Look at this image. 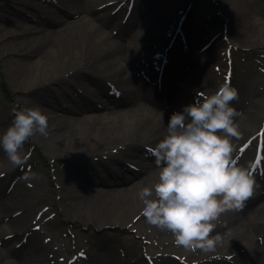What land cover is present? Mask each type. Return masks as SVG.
Returning a JSON list of instances; mask_svg holds the SVG:
<instances>
[{
    "label": "rangeland",
    "instance_id": "1",
    "mask_svg": "<svg viewBox=\"0 0 264 264\" xmlns=\"http://www.w3.org/2000/svg\"><path fill=\"white\" fill-rule=\"evenodd\" d=\"M91 1H85L84 4L93 6ZM123 1L119 0L118 4L121 5ZM134 1L133 18L130 21L131 23L135 21V27L138 25L137 34L142 38L144 36L142 27L146 24L149 25V17L154 13V10L156 11L154 7H156L158 0ZM256 1L183 0V8L169 21L170 28L164 31L165 34L167 32L168 38L151 49V55L157 59V62L160 59L165 61L169 56L174 60L166 69L165 81L157 89L156 87L152 88V81L156 79L154 76L151 75L149 80H152L149 81L143 77L139 70L132 69L130 70L131 75L140 74L142 76L140 77L142 80L132 79V87L138 89L144 86L146 88L151 87L152 97L156 95L167 99V103L174 106L171 104L172 97L166 98V95H164L174 85L178 88L180 95L189 100L188 104L194 103L195 91L191 92L192 88L190 89L186 78L190 68L194 67V70H196L194 65L200 60H207L208 69L219 76L217 78L218 82H215L216 84L210 95L214 94L230 78L231 86L238 91V99L232 102V106L241 115L244 114V111L238 107L241 100L247 105L255 107L258 104L262 107L261 119L254 128L255 133L246 136L244 138L246 139L245 143L243 142L242 146L246 145L251 137L253 138L256 135L261 137L260 133L264 131V22L262 17L256 18L255 16H257V12L263 10L264 0H262L263 3H257ZM38 3L37 1L36 6H38ZM125 4H127V1ZM252 9L253 11H251ZM113 10L109 4H105L104 7H100L98 12L104 16V19H108L112 16ZM83 14L88 18H93V20L96 15V13L91 12ZM28 16L29 19L26 20L15 17L1 22L0 35L4 37L5 34L19 30L22 23L26 27V35L28 31H31L32 35L35 36L34 31L40 26L42 30L47 28V32L50 33L49 37L53 41H60L66 37V33L60 30L58 24L49 25L48 22L43 21L41 23L33 19L40 16L35 9H32ZM122 19L120 18L119 21ZM15 20H19L21 23ZM94 23L95 26L100 25L102 27L104 30L103 35L106 33L113 36L118 34V29L114 27L113 23L106 24V21L102 23L100 19H97ZM244 23H249L255 29V32L251 37H245L248 34L246 32L245 35H241L236 40V37H232V34L234 36ZM20 31L23 32V29L21 28ZM25 34L19 35L18 38H10V41H14L11 46L13 48L11 51L15 52L14 55L10 53V48H7L8 45L1 43L0 40V136L11 125L15 110L24 107L42 108V106H45V111L49 114L53 113L51 104L58 106L56 103L59 102L60 98L66 100L59 92L52 91L56 89V84L53 81L46 80L39 85L31 86L32 79L27 78L25 75V66L28 62L24 59L23 53L18 50L19 44L16 42L24 40ZM29 35L32 37L30 32ZM118 41H120V38ZM168 46L172 47L170 52ZM167 50L169 54H165ZM136 55L132 54L131 59ZM202 55H205L203 59H201ZM127 59L123 57L118 61L124 62ZM177 67L179 69L176 71ZM175 72L183 74L176 77ZM231 73L232 75H230ZM171 74H174L173 77H169ZM125 76L129 77L128 74ZM173 78H176V80L172 81ZM75 79L78 80L77 77ZM79 79L77 81L79 84L76 83L75 93L84 91L85 94L96 97L99 88L93 83L82 85V79ZM70 81L73 82V79ZM107 82L109 90L119 96L116 97L114 94L117 99L113 110L103 113L105 118H121L136 103H145L144 105L149 103L136 93L124 96L122 87L120 90L117 84ZM29 86H31L30 89H28ZM99 98L98 100L104 99ZM66 101L64 103H68ZM185 102L182 101L181 103L185 105ZM98 110L103 112L104 109ZM155 110L157 113L153 115L157 119L164 118L169 114L164 108L160 111L158 107H155ZM239 117L240 115L236 118V123L239 122ZM56 132L48 128L47 136L37 134L31 137L23 149L27 154V159L19 166L11 164L3 148L0 147V173H5L0 179V199H8L11 196L15 198V202L20 199L22 203L16 208L18 214L26 210V212L30 211L28 219L31 220L33 217L34 219L37 217L39 223L37 229L40 230L46 240L52 241L54 247L57 248V252L54 253L57 262L60 261L61 264H204V262H201L204 259L199 253H190L188 250L178 247L173 239L171 241H153L154 236L151 229L122 224L116 214H107L108 217H95V207H86L82 202V198H86L85 190L77 186L72 187V183H68L70 175L82 180L84 177L81 174L85 172L88 174L93 173V171H101L107 166L111 169L119 166L122 168L121 174L127 179L124 184L119 183L103 191L111 192L114 188L124 189L127 186L130 189L132 185L136 186L142 181H147L146 176L148 174L146 170H139L133 176H131V172H127L132 161H134V159H131V151L119 155V160L109 161L107 166L103 164L94 165L93 158L88 152L83 155H65L67 153L68 137L64 132L57 130ZM64 144L65 148L63 147ZM53 146L55 149L52 151ZM153 148V146L142 143L140 145L141 153L136 156H149ZM144 149L145 152H143ZM254 149L252 153H249L248 158H245L247 163L254 160L256 148ZM61 151L64 154H61ZM237 151L234 154L239 161H242L246 151L238 153ZM149 160L151 161V159ZM89 164L94 166H89ZM70 169L80 170L81 173L76 171L74 174ZM123 170L125 171L123 172ZM64 184L68 186L67 194H63V189H61ZM122 195L123 203L121 207L127 208L130 206V198L126 194ZM260 201L263 205L264 199H260ZM1 215L2 210H0V217ZM261 221H264V217ZM0 224L7 227L6 223L1 222ZM28 236L29 234L26 232L25 237ZM1 237L3 238V236ZM8 244L9 247H15L17 240L13 239ZM30 255H34L35 258L48 257V254L44 252L33 253L30 248L24 247L20 253L23 263L29 264L30 260L27 261L26 257ZM28 258L30 259V257ZM14 259L13 256L9 257V260L13 261ZM199 260L200 262L196 263ZM227 262L220 264H228Z\"/></svg>",
    "mask_w": 264,
    "mask_h": 264
},
{
    "label": "bare ground",
    "instance_id": "2",
    "mask_svg": "<svg viewBox=\"0 0 264 264\" xmlns=\"http://www.w3.org/2000/svg\"><path fill=\"white\" fill-rule=\"evenodd\" d=\"M37 1L39 2L38 6H36ZM85 1L89 0H0V23L15 17H20L22 20L29 19V12L35 9L40 16H36L37 18L33 19L41 23L43 21L48 22L49 25L53 23L58 24L60 30L66 33L64 39L53 41L49 37L50 33L47 32V28L42 30L38 26L34 31L35 36L32 35L31 31H28L26 35L25 25L19 20H15L21 23L20 29L5 34L4 37L0 35L1 43H6L8 45L7 48H10V53L14 55L15 52L11 51L14 41H10V38H18L19 35L24 33L25 39L16 42L19 44L18 50L23 53L24 59L28 62L25 66V75L27 78L32 79L31 86L39 85L46 80L53 81L56 84V89L52 91L59 92L68 101L69 99L71 101L76 100V103L73 101L75 104L73 103L70 106L58 103L59 106H56L58 109L56 108V112L51 114L54 117L49 119L50 130L64 132L68 137V144L66 145L67 153L65 155H83L88 152L93 158L91 159L95 163L94 165L103 164L107 166L109 161L119 160V155L131 151V159H134L131 163V176L135 175L142 168H145L152 175V180H155L158 176V168L157 166L149 168L152 161L149 160L151 159V155L146 157L136 156L141 153L140 145L143 143L155 147L166 135L167 123L171 115L175 112L183 111L189 100L182 97L181 93L178 92V88L174 85L165 93L166 98L172 97L171 104L174 106H170L167 103V99L157 97L156 95L152 97L153 91L151 87L146 88L144 86L141 89L132 87V79L142 80L140 78L142 76L140 74H136V76L131 75L130 70L137 69L141 73L158 75V71L153 66L155 58L151 55V49L155 45L162 43V40L168 38L167 32L165 34L164 31L170 28L169 21L180 12L184 6V2L183 0H158L156 7H154L156 11L154 10V13L149 17V25L147 26L146 24L142 27L144 36L141 38L137 34L138 25L135 27V23H131L130 20H127V22H124L123 19L119 21L126 14L127 10L125 7L122 8L116 4H111L112 8L118 7V11L114 12L108 19H104V16L96 11L94 12L96 15L93 20V18H88L83 14L92 10L90 4H84ZM106 2H111V0L91 1L93 6H99ZM256 2L261 3L262 0H257ZM259 6L261 7V5ZM262 9L263 12H257V16L255 17H262L264 22V6ZM242 12L244 11L242 10ZM129 18L131 19L128 16ZM97 19H100L102 23L104 21H106V24L113 23L114 27L118 29V34H115V36L108 33L103 35L104 30L102 27L100 25L95 26L94 22ZM21 28L23 32L20 31ZM29 32L32 37H30ZM246 32L248 34L245 37H251L255 29L249 23H244L234 36L232 34V37H236L237 40L241 35H245ZM119 38L120 41H118ZM132 54L137 55L131 59ZM204 56L202 55L201 59ZM123 57L128 59L124 62L118 61L121 58L123 59ZM208 65L207 60H200L194 65L196 70L192 67L189 70L190 72H188L186 79L190 85V89L192 88L191 92L195 91V100L197 99V93L210 95L216 84L215 82H218L217 78L219 76L211 72L208 69ZM182 67L184 66L182 65ZM178 69L179 67L176 68V71ZM127 74L129 77L125 76ZM181 74L175 72L176 77ZM173 75L171 74L169 77H173ZM76 77L78 80H80L79 78L82 79V85L93 83L99 87L100 92L107 96L106 99H102L104 102L93 99L85 104V113H75L76 108L79 107L78 103L83 97L81 93H75L78 81L74 80ZM71 79H73V82L70 81ZM174 79L176 80V78H173L172 81ZM107 81L115 85L117 84L120 90L122 87L124 96L136 93L149 101V103L146 105H144L145 103H136L121 118H105L103 115L107 111L111 112L113 110L115 100L117 99L115 96L110 95ZM50 88L52 89V87ZM239 95L242 96L241 94ZM182 101H186L185 105L181 103ZM240 102L241 104L238 107L244 111V114H240L239 122L237 123L240 136L232 140L235 146L234 153L237 150L239 152L243 151L242 143H245L246 140L244 138L255 133L256 130L254 128L261 119L262 111V107L258 104L253 107L252 105H247L243 100ZM100 105H102L101 108H104L103 112L97 111V109H100ZM155 107L166 109L169 113L168 116L157 119L153 115L157 113ZM67 113H74V115L72 114V118L68 119L66 117ZM81 115L82 118L80 117ZM77 119L78 122H76ZM258 143L260 141L257 137H251V140L247 143L244 158L242 161H236L238 166L247 167L250 170L251 163H247L245 158H248L249 153H252L254 146H258ZM55 147L53 146L51 150L53 151ZM63 147L65 148V144ZM63 147L61 148L63 149ZM61 152V154H64L63 151ZM143 152H145V149ZM261 163L263 164V159ZM262 164L255 167V170L252 171L253 176H257L260 173V165ZM94 165L89 164V166ZM70 171L74 174L76 171L81 173L80 170L75 171L70 169ZM88 174L85 172L81 175L87 178ZM2 175L0 173V179ZM126 179V177H119L117 183L124 184ZM147 181H142L136 186L132 185L130 189L127 186L124 189L114 188L111 192H103L106 188L91 187L84 179L78 180L73 175L69 176L68 183H72V187L77 186L85 190L86 198H82V202L86 207H95V217H108L109 215L107 214H116L118 215L119 222L122 224H126L127 226L131 224L132 227L138 226L144 227V229H151L154 236L153 241L174 240L171 233L149 225L141 215L143 205L137 193L140 190V185L142 187L146 183L151 182L149 179ZM67 188L66 184L61 186L63 194H67ZM122 194H126L130 198V206L127 208L121 207L123 203ZM260 197V194L255 195L245 205L248 206V203H254ZM21 203L20 199L15 202V198L12 196L8 199H0V210H2L0 223L7 224V227L0 224V264H25L20 257L21 250L24 247L30 248L31 251L36 253L41 251L48 254V257H41L43 264H61L60 261L57 262L55 260L54 253L57 252V248L54 247L52 241L46 240L40 230L37 229L39 225L37 217L35 219L33 217L31 220L28 219L30 211L26 212V210L18 214L16 208ZM263 217L264 204L262 206L258 205L253 219L248 218L243 220L234 213V210H229L220 216L213 232V234L219 233L224 238L226 237L225 242L221 246H218L215 252L205 253L201 250L189 252L199 253L204 259L201 261L204 264H220L227 261L228 264H264V221H261ZM26 232L29 234L28 237H25ZM13 239L17 240V245L9 247L8 243L13 241ZM11 256L15 258L13 261L9 260ZM197 262H200V260ZM29 264L36 263L32 262Z\"/></svg>",
    "mask_w": 264,
    "mask_h": 264
},
{
    "label": "clouds",
    "instance_id": "3",
    "mask_svg": "<svg viewBox=\"0 0 264 264\" xmlns=\"http://www.w3.org/2000/svg\"><path fill=\"white\" fill-rule=\"evenodd\" d=\"M238 91L225 81L211 95L197 93L194 103L171 115L166 135L152 149L158 176L140 188L141 215L149 225L167 231L188 251L215 252L225 242L213 234L222 214L239 210L259 189L252 172L233 158L235 122L232 106ZM49 116L39 107L14 111L11 125L0 136L11 164L27 159L23 151L33 136L48 135Z\"/></svg>",
    "mask_w": 264,
    "mask_h": 264
},
{
    "label": "snow or ice",
    "instance_id": "4",
    "mask_svg": "<svg viewBox=\"0 0 264 264\" xmlns=\"http://www.w3.org/2000/svg\"><path fill=\"white\" fill-rule=\"evenodd\" d=\"M261 136H264V132L260 133ZM261 152H264V146L261 147ZM264 159V154L258 155L257 159L255 161V164L252 165L253 170H255V167L260 164V161Z\"/></svg>",
    "mask_w": 264,
    "mask_h": 264
}]
</instances>
